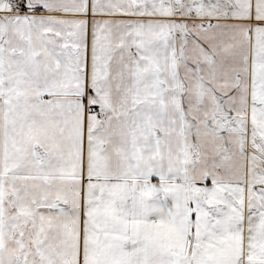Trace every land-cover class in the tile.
Segmentation results:
<instances>
[{
	"label": "snow or ice",
	"instance_id": "obj_1",
	"mask_svg": "<svg viewBox=\"0 0 264 264\" xmlns=\"http://www.w3.org/2000/svg\"><path fill=\"white\" fill-rule=\"evenodd\" d=\"M0 264H264V0H0Z\"/></svg>",
	"mask_w": 264,
	"mask_h": 264
}]
</instances>
